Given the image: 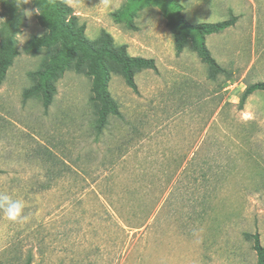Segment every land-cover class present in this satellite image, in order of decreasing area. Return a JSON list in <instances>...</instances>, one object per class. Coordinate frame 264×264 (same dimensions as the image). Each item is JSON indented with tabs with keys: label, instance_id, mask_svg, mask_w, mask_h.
<instances>
[{
	"label": "rangeland",
	"instance_id": "rangeland-1",
	"mask_svg": "<svg viewBox=\"0 0 264 264\" xmlns=\"http://www.w3.org/2000/svg\"><path fill=\"white\" fill-rule=\"evenodd\" d=\"M192 25L236 17L205 37L224 69L215 79L195 53L175 54L161 9L141 7L134 28L111 13L125 0H64L96 39L102 30L157 70L111 74L119 117L100 135L91 81L66 70L47 110L23 101L48 52H24L46 33L31 0H15L19 55L0 85V192L25 202L26 220L0 211V264H256L264 246V0H177ZM5 2L0 0V26Z\"/></svg>",
	"mask_w": 264,
	"mask_h": 264
},
{
	"label": "trees",
	"instance_id": "trees-1",
	"mask_svg": "<svg viewBox=\"0 0 264 264\" xmlns=\"http://www.w3.org/2000/svg\"><path fill=\"white\" fill-rule=\"evenodd\" d=\"M31 1L38 12V24L47 32L32 37L23 50L36 56L45 49L48 55L40 69L29 74L34 83L23 91V101L40 95L42 106L47 110L55 94L54 82L72 68L75 73L83 74L91 81L89 100L96 108L95 131L100 135L107 126L109 117L120 116L118 105L108 91L110 75H120L125 85L137 93L135 74L143 70L156 71L154 60L129 56L126 45L115 47L113 38L104 30L96 39H87L84 35L85 25L79 23L78 17L64 0ZM4 2L5 20L0 26V85L19 55L16 36L22 27L15 0ZM147 4H154L161 9L166 26L173 34L177 56L185 49L191 50L208 67L211 79L224 72L208 50L205 37L233 27L236 17L231 16L228 20L215 23L192 25L181 14L182 6L177 0H125L118 10L111 13V18L115 23H124L133 29V19L137 11ZM255 92H264V82L249 85L242 94L240 105ZM244 237L252 242L256 264H264V246L260 243L258 233H244ZM25 264L31 263L28 260Z\"/></svg>",
	"mask_w": 264,
	"mask_h": 264
},
{
	"label": "clouds",
	"instance_id": "clouds-1",
	"mask_svg": "<svg viewBox=\"0 0 264 264\" xmlns=\"http://www.w3.org/2000/svg\"><path fill=\"white\" fill-rule=\"evenodd\" d=\"M25 202L20 198H13L10 194L0 192V211L9 221L26 220L24 216Z\"/></svg>",
	"mask_w": 264,
	"mask_h": 264
}]
</instances>
